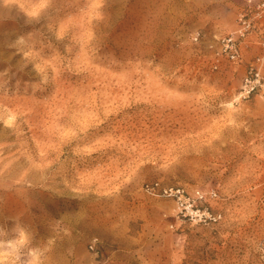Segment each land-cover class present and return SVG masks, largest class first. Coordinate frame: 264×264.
<instances>
[{"label": "rangeland", "instance_id": "obj_1", "mask_svg": "<svg viewBox=\"0 0 264 264\" xmlns=\"http://www.w3.org/2000/svg\"><path fill=\"white\" fill-rule=\"evenodd\" d=\"M244 1L0 0V264H264V51L214 56Z\"/></svg>", "mask_w": 264, "mask_h": 264}, {"label": "built area", "instance_id": "obj_2", "mask_svg": "<svg viewBox=\"0 0 264 264\" xmlns=\"http://www.w3.org/2000/svg\"><path fill=\"white\" fill-rule=\"evenodd\" d=\"M253 45L264 51V0H245L243 2L237 12L234 27L217 39V47L214 51L215 61L217 63L220 59H225L233 63L239 62L243 58L244 52ZM263 68L264 55L258 53L250 60L242 77L238 92L239 99L244 100L256 93H264ZM145 188L150 191L159 189L162 194L175 197L181 206L185 205V208H190V213L198 217L208 216L205 209L192 210V207H196L197 204L206 200V196L201 190L196 189L188 194L182 187H160L156 182L146 184Z\"/></svg>", "mask_w": 264, "mask_h": 264}]
</instances>
